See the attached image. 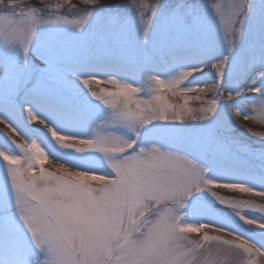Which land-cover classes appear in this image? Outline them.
<instances>
[{
    "label": "clouds",
    "instance_id": "1",
    "mask_svg": "<svg viewBox=\"0 0 264 264\" xmlns=\"http://www.w3.org/2000/svg\"><path fill=\"white\" fill-rule=\"evenodd\" d=\"M112 2L133 4V0H0V10L13 5L24 12L19 27L33 42L41 26H72L68 23L70 16L78 17ZM225 3L234 9L231 28L224 32L231 53L245 34L253 0ZM0 47L11 50L21 48V43L0 37ZM226 60L227 57L217 63L225 65ZM218 71L223 73L224 68ZM189 75L185 72L167 79L148 75L146 99H137L144 89L130 83L111 77L89 78L90 83L84 85L89 91L96 89L105 100H119L118 107L131 117L124 123L130 134L127 137L80 140L44 125L59 149L100 154L103 166L99 171L79 166L75 159L51 149L46 151L43 140L26 139L23 129H10L19 154L0 150V167L19 182L24 211L21 218L18 209L19 218L27 230L28 248L39 254L17 258L12 264H37V260L40 264H217L208 255L224 251L231 254L226 264H264V243L258 246L243 233L190 220L188 212L192 198L207 192L244 225L264 229V190H255L245 183L216 182L207 167L183 154L179 144L148 127L154 122L205 121L216 112V100L225 97L220 84L208 87L210 98L203 99L202 86H184ZM261 79L264 72L256 76V80ZM121 86L124 91L119 90ZM259 90L260 87L244 89ZM172 97L175 103L171 102ZM226 97L232 99L233 95ZM197 101V106H190ZM262 102L264 99L259 105H248L247 112L230 109L232 118L260 142H264V112L259 111ZM27 117L29 123L43 124L36 115ZM0 125L8 128L3 119ZM141 137L144 143L137 146ZM175 157L195 167L178 175L152 163ZM216 189L232 195H219ZM113 192L119 194L102 208L84 211L86 202L82 196L103 201ZM249 213L260 215L257 218Z\"/></svg>",
    "mask_w": 264,
    "mask_h": 264
},
{
    "label": "rangeland",
    "instance_id": "2",
    "mask_svg": "<svg viewBox=\"0 0 264 264\" xmlns=\"http://www.w3.org/2000/svg\"><path fill=\"white\" fill-rule=\"evenodd\" d=\"M211 3L212 0H160L147 36L133 5L102 4L83 28L63 24L38 28L27 54L19 47L11 50L0 47V93L9 84L24 80L13 97L11 110H0V118L18 132L23 129L26 139L43 140L46 151L51 149L65 158L75 159L79 166L99 171L103 166L100 154H76L59 149L44 127L46 124L58 134L77 139L94 138L96 132L110 137L130 135L125 124L111 120V109L90 95L83 79L115 78L143 88L136 98L146 99L148 75L167 79L181 71L203 69L185 80L184 86L207 89L220 83L225 97L231 93L233 98L221 99L208 120L154 122L148 127L179 144L183 154L207 167L216 182L245 183L255 190H264V142L248 135L230 113L231 108L247 112L248 105H259L264 99V79L256 80L257 74L264 72V0H253L245 34L231 53ZM177 13L183 17L179 24L173 20ZM225 57L224 75L219 80L211 65ZM254 80L256 83H251ZM257 87L261 92L244 91ZM202 98H210L208 92L202 94ZM171 102H176L175 97ZM198 104L199 101L190 106ZM28 107L43 124L29 123ZM9 132L10 129L0 125V150L19 154V149L7 136ZM143 143V137L137 139V146ZM216 191L219 195H232L226 190ZM5 200L9 206L7 210L0 209V226L4 233L9 232L11 240L6 242V236L0 235V250L7 246L0 255V264L39 255L27 246V230L19 218L10 180L0 167V203ZM188 212L190 220L210 222L212 226L243 233L258 246L264 243V229L244 225L207 192L192 198ZM249 215L258 218L260 214ZM13 244L14 256L11 254ZM230 255L224 251L207 258L226 264Z\"/></svg>",
    "mask_w": 264,
    "mask_h": 264
},
{
    "label": "snow or ice",
    "instance_id": "3",
    "mask_svg": "<svg viewBox=\"0 0 264 264\" xmlns=\"http://www.w3.org/2000/svg\"><path fill=\"white\" fill-rule=\"evenodd\" d=\"M160 4V0H139V3L136 2V0H133V6L136 9V12L138 13L139 16V22L143 27V31L145 33V36L149 33L150 27L153 22V18L157 14V9L158 5ZM211 8L215 12L216 16L219 18L222 26H223V31L227 33L230 28H231V20H232V15L234 9L225 3V0H212L211 3ZM93 12L89 11L86 14L80 15L78 17H73L68 21L70 25H72L75 28H83L85 23L89 20ZM25 13L20 11L19 9L15 8L13 5H8V7L0 10V37H5V38H12L19 40L21 43V48L25 54H27L30 50L31 47V39L26 38V34L20 29V24L24 18ZM182 14L177 13L174 17L173 20L176 24H179V22L182 20ZM27 61H25V64ZM226 63V62H225ZM211 67L216 71L217 77L219 80H222L224 71L223 73H220L218 70L221 68L225 69V65L221 63H213ZM198 71H203V69H191L187 71H181L179 74H183L185 72H190L191 75L188 76L191 77L194 75L195 72ZM83 85L89 84L90 79L85 78L82 81ZM24 84V80L21 79L19 81H16L15 83H11L8 85L7 89L0 93V110L4 111H10L11 110V104L13 97L18 93L20 90L21 86ZM220 84V83H219ZM120 91H124L125 89L123 86L119 88ZM90 95L95 98L96 100L100 101L102 104H104L107 107H110L111 109V120L116 123H121L124 124L127 120L131 119V117L126 114L124 111H122L118 105L120 103L119 100H114V101H109L105 100L101 95L100 92H98L96 89H91L90 91L88 90ZM208 90L204 87L200 88V96L202 97V94H206ZM258 92H261L259 90ZM182 95H186L187 93H181ZM217 96L221 97V93L219 90H217ZM221 99H226V100H231V97H222L220 99L216 100V105H215V111L217 110L219 103ZM259 111L264 112V102L261 103ZM27 116L29 114L34 115L31 107L26 108ZM2 119V118H0ZM4 120V119H3ZM39 120V119H38ZM42 121V120H41ZM4 123L8 125V129H14L12 126H10L8 123ZM44 123V122H43ZM46 125V124H45ZM50 128V127H49ZM51 131H54L52 128H50ZM17 131V130H16ZM18 132V131H17ZM7 136L11 139L12 143L14 144L15 141L13 138L7 134ZM105 137H110V136H103L99 132H96L94 138H105ZM93 138H88V139H80V140H89ZM135 145H133V148ZM9 155L12 153L9 151ZM153 165L157 168L163 167V168H168L170 170H173L175 173L178 175L184 172H187L190 170V168H194L195 166L191 164L189 161L182 160L179 157L175 158H165L157 161L152 162ZM10 180V186L11 189L14 193V202L17 207V209L20 210V216L21 218L24 217V211L22 208V203H21V198H20V192H19V182L17 178L14 175L8 176ZM220 183V182H218ZM119 193L113 192L108 194L103 201H97L94 200L90 197L87 196H82V198L85 200V209L84 211H91L93 209H100L104 206V203L115 199L116 196ZM9 206V202L7 200L3 201L0 203V209L7 210ZM11 254L14 256L15 253V245L13 244L11 246ZM32 255H37V254H32ZM12 264V262H11ZM37 264H40V261L37 260Z\"/></svg>",
    "mask_w": 264,
    "mask_h": 264
},
{
    "label": "bare ground",
    "instance_id": "4",
    "mask_svg": "<svg viewBox=\"0 0 264 264\" xmlns=\"http://www.w3.org/2000/svg\"><path fill=\"white\" fill-rule=\"evenodd\" d=\"M258 81V80H257ZM253 81H251V83H252ZM55 166V165H54Z\"/></svg>",
    "mask_w": 264,
    "mask_h": 264
}]
</instances>
